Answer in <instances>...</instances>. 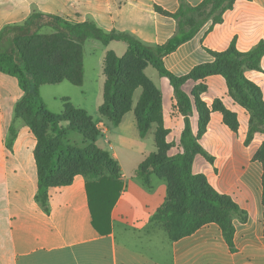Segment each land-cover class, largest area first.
<instances>
[{"label":"crops","instance_id":"1","mask_svg":"<svg viewBox=\"0 0 264 264\" xmlns=\"http://www.w3.org/2000/svg\"><path fill=\"white\" fill-rule=\"evenodd\" d=\"M180 1L148 0L149 9L141 13L136 23H132L127 18L121 20L114 16L112 0H0V32L7 26L23 25L32 14H41L74 24L92 23L105 33H128L150 47L167 45L171 48L176 22L154 12L152 6L173 14ZM182 1L194 7L203 0ZM210 26L209 21L191 40L180 44L163 58L167 70L176 76L185 75L194 66L212 61L205 50L222 52L232 40L242 53L250 51L260 41L264 42V0H236L232 9L222 15V22L209 30ZM114 43L119 42L104 46L99 41L87 39L83 43V83L79 88L81 93L87 92L84 88L87 85L84 55L87 45L88 55L95 58H92L94 64H98L97 77L101 70V97L97 104H93L92 113L82 107H74L84 110L96 125L104 128L105 134L108 122L98 114L105 81L103 61L108 52L121 57L127 50L126 45L116 48ZM260 67L262 72L245 71L244 76L261 89L264 98V57ZM148 78L152 81L154 77ZM152 83L162 96V126L168 131L165 143L172 145L167 156H174L181 152L178 145L184 127L183 117L177 111L168 80L160 78ZM199 84L206 87L201 100L208 108L218 100L226 110L236 115L238 122V130L234 133L224 125L222 115L212 111L199 144L214 158L218 172H208L204 166L207 162L201 156H196L193 163L195 174L204 175L214 190L229 196L247 213L245 223L233 220L235 252L229 251L215 224L205 225L178 241H169L165 231L150 222L165 200L166 182L162 180L165 183L161 186L165 195L162 199L160 197L156 203L133 204L128 200L133 195L128 192L130 181L124 178L118 162L122 193L111 210L108 233H99L92 224L86 180L81 175L75 176L68 186L48 190V212H45L35 201L36 140L29 128L19 124L11 149L6 146L13 108L23 93L15 78L0 73V264H264L262 166L258 161H252L264 136L255 134L251 144L245 147L243 142L249 116L228 95L224 79L210 76L202 81H188L182 89L189 95ZM138 96L139 90L134 93L133 107ZM127 115L130 118L125 120ZM190 124L196 135L195 112L190 117ZM116 129L119 130L121 146L128 150L131 145H136L132 149L138 155L132 171L135 176V170L144 157L156 151L153 134L142 139L139 137L133 111L123 117ZM134 131L137 136L130 137L128 133L133 134ZM95 145L98 146L97 143ZM111 147L106 149L113 151ZM110 156L117 161L116 151ZM197 161L199 167L196 169ZM134 210L136 212L132 213Z\"/></svg>","mask_w":264,"mask_h":264},{"label":"trees","instance_id":"2","mask_svg":"<svg viewBox=\"0 0 264 264\" xmlns=\"http://www.w3.org/2000/svg\"><path fill=\"white\" fill-rule=\"evenodd\" d=\"M236 0H203L197 6L180 1L178 10L169 13L160 7L152 10L176 22V33L171 48L150 47L128 33H105L92 23L74 24L55 16L32 14L23 25L7 26L0 32L22 31L33 19L47 18L53 21L51 35L26 32L14 35L13 49L0 52V73L15 78L23 95L13 108V119L8 129L6 146L11 149L17 128L22 124L29 128L36 140L34 159L37 173L35 201L48 212V190L68 186L77 175L86 180V193L94 228L101 234L108 233L110 213L122 193L120 168L110 154L95 145L101 136L92 118L76 109L64 99L61 113L50 112L44 105L39 88L64 81L80 87L83 83V43L87 39L107 46L121 42L127 47L121 57L108 52L103 61V101L98 114L117 128L130 111L136 122L139 137L152 133L156 151L150 153L135 170V176L150 186V177L156 176L167 184L163 204L151 217L150 222L159 225L171 242L190 236L208 224H215L229 248L235 252L233 220L247 221V213L226 195L219 194L202 174L193 172L196 156L213 165L214 158L199 144L210 119V113L222 115L224 125L232 132L238 130L234 113L226 110L216 100L208 108L201 100L206 87L199 84L186 94L182 87L188 81H202L210 76L224 79L228 95L248 116V130L243 145L248 147L255 134L264 136V98L261 89L249 81L245 71L262 72L264 42L260 41L248 52H239L235 41L222 52H205L211 62L194 66L187 74L176 76L165 67L163 58L180 44L191 40L199 30L211 22L209 30L222 22L224 12L231 10ZM147 67L155 70L160 78L168 80L173 90L176 108L183 117L184 127L179 139L180 153L167 156L171 144L165 143L168 131L162 126V96L146 76ZM139 96L133 107L134 93ZM197 115V133L193 134L190 117ZM17 122L19 124H17ZM17 124V126H16ZM79 134L88 144L79 147L68 141L69 133ZM252 161L262 166V232L264 236V139Z\"/></svg>","mask_w":264,"mask_h":264},{"label":"rangeland","instance_id":"3","mask_svg":"<svg viewBox=\"0 0 264 264\" xmlns=\"http://www.w3.org/2000/svg\"><path fill=\"white\" fill-rule=\"evenodd\" d=\"M148 0H112V6L114 10V16L117 19L123 20L127 18L132 21V23H136L141 18V13L147 9ZM130 21V22H131ZM53 21H50L47 18H37L33 19L30 23V26L22 31H9L7 30L1 37L0 40V52H9L13 49L12 46V38L14 35H19L22 33L28 32H36L40 35H51L54 33L53 31ZM116 48L125 46L124 43H114ZM87 45L84 48L85 55V71H86V80L87 85H85V89L87 92H82L79 87L73 86L68 82H63L56 85H44L39 90V95L45 105V107L53 112L58 113L64 109V99L68 101L70 105L73 107H78L82 109H86L89 113H92L93 104H97L100 101L101 97V70L100 75L98 74V64H94L92 60V56L88 55ZM118 51V50H116ZM96 56V53L94 57ZM95 60V58H93ZM147 77L152 78L155 83L157 80H160L157 72L150 67H147L144 71ZM99 81V84H98ZM151 81V80H150ZM151 81V82H152ZM137 96V93H136ZM94 115V114H92ZM130 115H127L125 120H128ZM17 124H19L17 122ZM16 124V126H17ZM106 127L108 128L107 134H105V130L102 127L101 136L97 138L96 142L99 147L108 151L111 155L114 151L118 154L117 162L121 166V171L126 180H129V190L128 192L133 193V195L128 199L131 200L133 204H139L141 202H151L156 203V201L161 197H164V193L162 192V187L165 183L162 180H159L155 177H151V183L149 187H146L143 184V180L141 178L135 177L132 175V171L134 169V165L136 160L138 159V155L132 152V149L136 148V145H131L130 148L128 145L125 147L129 148L126 150L123 146L120 145V137L119 130L115 127L111 126V124L106 123ZM131 136H137V133L134 131L133 134L131 132L128 133ZM108 143L107 147H113V151L109 148L106 149L105 140ZM154 139V136H153ZM68 141L71 144H75L79 147H83L88 143L83 140V138L77 133H69ZM111 145V146H110ZM111 147V148H112ZM137 147H141L138 146ZM154 147L156 148L155 144ZM152 151V150H149ZM146 155L144 159L147 157ZM206 170L210 173L217 174L218 167L209 163H204ZM199 167V161L196 162V169ZM132 180V181H131ZM134 210L132 213H135Z\"/></svg>","mask_w":264,"mask_h":264},{"label":"built area","instance_id":"4","mask_svg":"<svg viewBox=\"0 0 264 264\" xmlns=\"http://www.w3.org/2000/svg\"><path fill=\"white\" fill-rule=\"evenodd\" d=\"M100 132L102 133V126L98 125Z\"/></svg>","mask_w":264,"mask_h":264}]
</instances>
